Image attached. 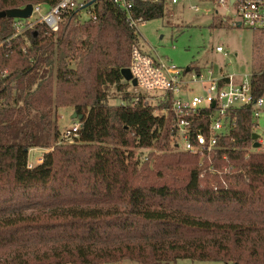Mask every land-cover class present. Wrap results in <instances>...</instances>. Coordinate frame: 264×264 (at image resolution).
I'll use <instances>...</instances> for the list:
<instances>
[{
    "label": "trees",
    "instance_id": "obj_1",
    "mask_svg": "<svg viewBox=\"0 0 264 264\" xmlns=\"http://www.w3.org/2000/svg\"><path fill=\"white\" fill-rule=\"evenodd\" d=\"M57 1L0 0V12ZM165 3L136 0L135 17L161 18ZM95 14L81 22L70 11L56 33L38 24L15 38L13 18L0 19V264H264V152L250 149L252 106L235 109L210 162L174 150L169 102L135 103L126 91L108 103V86L130 87L121 71L138 31L113 0H98ZM252 90L264 95V62ZM66 106L83 115L72 143L60 140ZM34 147L48 151L29 168ZM139 148L152 151L141 160Z\"/></svg>",
    "mask_w": 264,
    "mask_h": 264
},
{
    "label": "built area",
    "instance_id": "obj_2",
    "mask_svg": "<svg viewBox=\"0 0 264 264\" xmlns=\"http://www.w3.org/2000/svg\"><path fill=\"white\" fill-rule=\"evenodd\" d=\"M178 1L172 0L173 3ZM97 2L98 0H58L53 5L32 4L33 11L30 17L13 18L14 32L11 38L24 35L38 24H45L56 33L63 15L70 11H78L79 20H87L81 18V12L84 10L88 12L89 19L95 18ZM113 2L126 13L130 26L138 31L143 21L135 17L136 0H113ZM217 3L216 14H220L219 8L223 7L221 14L225 19L232 17L234 26H246L264 35V0H217ZM45 5L48 7L46 10H44ZM196 9L198 10L199 6ZM216 50L224 53L225 56L228 55L222 45H218ZM128 68L132 78L137 82L134 86L131 81L125 80L130 83V87L133 86L134 91L131 93L134 94L135 103L142 97L150 106L158 107L169 102L170 105L162 111L172 114L173 146L178 151L200 153L205 156L211 153L220 139L229 135L236 126V118L233 116L236 108L252 106L253 121L264 112V96L255 98L253 95V73L237 79L233 74L215 75L213 70H210L207 77L198 74L191 78L188 77L190 70L187 68L184 70L162 57L146 52L139 42L132 47L131 63ZM197 82L201 84L202 93L190 94L189 91ZM152 101H157L158 104L154 103V105ZM202 121L204 126L200 125ZM81 128V120L73 122L63 131V138L68 142H74ZM261 146H263L262 141ZM42 160L43 156L38 158V162ZM33 166L28 164L29 168Z\"/></svg>",
    "mask_w": 264,
    "mask_h": 264
},
{
    "label": "rangeland",
    "instance_id": "obj_3",
    "mask_svg": "<svg viewBox=\"0 0 264 264\" xmlns=\"http://www.w3.org/2000/svg\"><path fill=\"white\" fill-rule=\"evenodd\" d=\"M166 13L163 17L147 20L143 22L138 30L140 46L146 52L166 59L182 69L189 67L188 77H196L202 74L207 77L210 70L215 75L221 73L235 75L237 79L244 78L245 75H251L257 65L264 62V35L246 26H234L232 17L224 18L222 15L223 7H220V14H216L218 9L217 0H179L173 3L167 0L165 3ZM199 6L197 10L196 7ZM48 7L45 5L44 10ZM82 19H89L88 12H81ZM84 22L83 20H80ZM218 45H222L227 52L220 53L216 50ZM110 105H117L124 102L123 94L126 91H134L133 86L126 88L123 92L116 90V87L110 85L107 87ZM202 93L199 82L193 85L189 91ZM132 95V94H131ZM134 95V94H133ZM264 96V95H263ZM158 104L157 101H152ZM154 104V105H155ZM75 112L73 106L62 107L58 110L61 138L63 131L70 127L73 122L79 120L71 118ZM254 132L260 136L257 141L263 142L259 149L264 150V112L259 118H255ZM65 139V138H64ZM63 139V140H64ZM64 141H67L65 139ZM71 143V142H69ZM47 149H32L29 154V163L36 165L38 158L42 157L43 151ZM175 150V149H174ZM151 149H136V155L141 160L151 152ZM157 153H159L157 151ZM210 154L201 155L200 163L210 162ZM42 155V156H41ZM33 166V167H34ZM215 170L214 168H210ZM107 264H140L135 261L123 260ZM176 264H232L223 261H200L193 259H179Z\"/></svg>",
    "mask_w": 264,
    "mask_h": 264
},
{
    "label": "water",
    "instance_id": "obj_4",
    "mask_svg": "<svg viewBox=\"0 0 264 264\" xmlns=\"http://www.w3.org/2000/svg\"><path fill=\"white\" fill-rule=\"evenodd\" d=\"M233 1V0H231ZM33 11V5L32 4H27L25 7L21 8H12V9H7L4 11L0 12V19L1 18H28L31 16ZM187 70H190L189 67L187 68ZM122 75L125 78L126 81H131L132 84L135 86L137 84L136 80L132 78V74L129 68H124L122 69ZM71 118H77L79 120L83 119V115H78V113L75 111L72 115ZM259 134L254 132L253 133V140H254V144L253 147L254 148H259L261 146V143L258 140L259 138Z\"/></svg>",
    "mask_w": 264,
    "mask_h": 264
},
{
    "label": "crops",
    "instance_id": "obj_5",
    "mask_svg": "<svg viewBox=\"0 0 264 264\" xmlns=\"http://www.w3.org/2000/svg\"><path fill=\"white\" fill-rule=\"evenodd\" d=\"M32 149H40V150H44V148L34 147V148H31L30 151H31ZM30 151H29V154H30ZM45 152H46V150L42 152V155H43ZM42 155H41V156H42ZM38 163H39V162H37V164H38Z\"/></svg>",
    "mask_w": 264,
    "mask_h": 264
}]
</instances>
